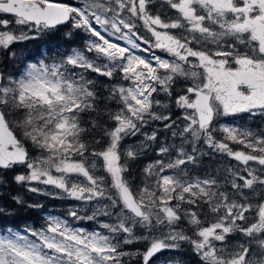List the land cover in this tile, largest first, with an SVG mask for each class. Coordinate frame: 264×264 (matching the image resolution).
Returning <instances> with one entry per match:
<instances>
[{
    "label": "snow or ice",
    "instance_id": "6c2138e0",
    "mask_svg": "<svg viewBox=\"0 0 264 264\" xmlns=\"http://www.w3.org/2000/svg\"><path fill=\"white\" fill-rule=\"evenodd\" d=\"M0 14L13 17L0 16L5 51L57 33L66 42L86 37L83 47L57 46L51 63L47 52L27 62L18 77L0 71V187L8 186L7 172L23 167L14 183L86 206V214L80 205L66 216L48 210L42 226L23 232L0 227V264H184L180 255L158 254L185 245L198 264H264V129L222 126L218 138L214 126L220 115L264 117V0H160L159 7L156 0H0ZM174 108L182 110L175 118ZM153 123L159 126L144 130ZM137 136L143 139L127 143ZM149 151L158 158L137 183L131 168ZM215 154L247 174L192 175ZM8 215L0 206V218ZM84 220L98 228L72 222ZM135 244L144 250H123Z\"/></svg>",
    "mask_w": 264,
    "mask_h": 264
},
{
    "label": "trees",
    "instance_id": "16d2710c",
    "mask_svg": "<svg viewBox=\"0 0 264 264\" xmlns=\"http://www.w3.org/2000/svg\"><path fill=\"white\" fill-rule=\"evenodd\" d=\"M82 38L79 36V34L73 36L72 40L70 42H66L62 38V33H57L55 36H49L45 37L43 39H37L32 41H26L23 43H14L8 51L15 52L19 49L24 48L25 53L22 55V59L24 61H27L29 59H35L39 54L42 53L41 47L46 46V50L49 54H55V49L57 46H61L63 48L73 47V46H82ZM8 51H5L3 49L0 50V56L2 57L3 61L0 63V69L2 71H7L9 67L5 65V60L7 58H10L8 56ZM16 57V56H15ZM16 63H19V67L23 66V63L21 64L18 60H15ZM16 66V65H15ZM14 66V67H15ZM13 67V68H14ZM10 70V69H9ZM95 75V74H93ZM99 80L102 84L111 83L108 78L106 77H99ZM110 107L113 109L116 108V105L114 103L110 104ZM18 132V131H17ZM20 135V134H19ZM18 135V137H19ZM99 139V136L96 137ZM36 153L33 152V155ZM141 157L140 160L136 161L131 168L133 177L135 179V182L139 183V177L142 175L143 170V164L142 160L145 158ZM203 168H208L207 166H203ZM19 172H16V169L13 171H9L5 174V177L8 181V186L6 188L0 187V206H3L8 209L9 215L6 218H0V225L2 227L11 226L14 228H18L19 230H22L25 228V226H30L34 228H39L44 224L43 220V213L48 210H51L54 213H61L63 215H66L67 207L71 204L69 200L66 199H54L52 197L46 196V204H44V197L42 198H36L37 194L31 193L27 190V187L25 186H17L12 180V177ZM19 195L23 198V200L26 202L25 205H17L15 202L11 199L12 196ZM31 203H41L45 206L43 211L34 210L27 207V204ZM51 207V209H50ZM89 212V210H88ZM87 212V213H88ZM82 214H86L85 211H81ZM142 245V244H140ZM132 246H128L123 248V250H131ZM129 264H136V262H129Z\"/></svg>",
    "mask_w": 264,
    "mask_h": 264
},
{
    "label": "rangeland",
    "instance_id": "374dc122",
    "mask_svg": "<svg viewBox=\"0 0 264 264\" xmlns=\"http://www.w3.org/2000/svg\"><path fill=\"white\" fill-rule=\"evenodd\" d=\"M157 4L160 5V0L156 2ZM161 10L162 12H165L167 11L169 15H174V10H168L166 6L164 7H161ZM5 18V17H4ZM164 17H162L163 19ZM9 20H12L13 18H7ZM98 27V26H97ZM9 28H15L17 31H18V26H14V25H9ZM5 29L3 28H0V31H3ZM82 34V37L84 38L85 40V34L81 33ZM149 33H145L144 36L146 37H149ZM113 42H116V43H119L121 46H127V47H130V45H126L125 41H117L115 39V37H112L110 38ZM1 50V49H0ZM25 49L22 48V49H19L17 51H15L14 53H16V57H10V58H7L5 60V65L7 67H9V69H7V73L5 74H8V75H12L13 77H18V75L21 73V71L24 69L25 65L27 62H32V63H36L38 62L40 59H38V61H24L21 57L22 55L25 53L24 51ZM135 52V54L137 55H141L140 53H138V50H133ZM162 52V51H161ZM164 54V52H163ZM9 56V55H8ZM142 56V55H141ZM0 60H2V57L0 56ZM15 60H20L19 62L22 64L23 63V66L22 67H19V63H16ZM3 61H0V63H2ZM46 63H48L46 60H45ZM16 65V66H15ZM15 66V67H14ZM14 67V68H13ZM116 82H119V83H124L125 85H127L128 82L126 81H116ZM186 83H191L190 81L186 82ZM155 95V94H154ZM161 96H163V94H161ZM182 112V110L180 109H173V118H175L176 115H180ZM241 125H244L245 128H249L251 130H255V131H259L261 129H264V117H260L259 115H256L254 117H249L247 114H241V115H236V116H224V115H220L216 118L215 122H214V126L215 128L217 129V132L215 133V135L218 137V138H222V133L219 132L218 130L222 127V126H232V127H241ZM159 125L158 123H153L151 128H148L146 127L144 130L145 131H148L149 133H151L152 129H155L157 128ZM20 134V133H19ZM162 141L164 139L163 135H161L159 137ZM143 137L142 136H137V137H132L130 139H128L127 143L128 144H137L139 140H142ZM230 143V142H229ZM230 146L234 149V150H241V149H238V147L236 145H232L230 143ZM242 146V145H241ZM206 147V146H205ZM242 150H245V151H248L247 149H242ZM158 157L155 155L154 152L152 151H149L147 156L142 160V164H143V167H145L148 163H151L152 161L156 160ZM250 166L254 169H259L260 166L258 164H256L255 162H249ZM208 165V168H203V166H207ZM191 167V166H189ZM245 166L240 164L238 161H235L233 158L231 157H228L226 155H223V154H215L211 159L209 158H204L203 160V164L201 165L200 168H198L195 172L192 173L193 176H202L204 175V172L207 171V170H215L217 172V175L218 176H222L224 173H223V169L225 168H239L241 169V174L242 175H246L247 173L242 171L243 168ZM26 169H24L23 167H18L16 169V172H19V173H26ZM165 174H171V172H167ZM15 185L17 186H21V185H18L15 183ZM39 187L41 188H44L45 186L43 185H39ZM53 191H56L55 189H53ZM245 192H248L247 189H245ZM42 196L44 197V204H46V196L45 195H36V198H42ZM258 199V197H257ZM77 205H80V202H77V203H73L70 205L69 208L73 207V206H77ZM81 207V211H85V207L86 206H83V205H80ZM45 214V213H44ZM54 214H57V213H54ZM82 214V213H81ZM87 214H90V210ZM59 215V214H57ZM69 219L71 220V218L69 217ZM101 220H104L106 218L104 217H100ZM85 222H91V221H86L84 220ZM74 223L75 226H78V227H84L86 228L87 230L91 231V230H95L98 228V224H96L95 222H92V223H86V224H81L80 222L82 221H72ZM182 228L185 229L186 232H188L189 235H191V232L188 230V225H187V222L186 221H182L181 225H180ZM1 234V233H0ZM128 246H131V245H125L123 248L125 247H128ZM186 246V249L187 250H190V245H185ZM131 250H124L126 252H136L137 249H139L140 251H143V245L140 246V248H138V246H132ZM186 249H184L182 252L180 253H174V252H170V253H162V254H159L163 257H168V256H174V255H182L183 253L186 252ZM126 261L128 260V257H125L124 258ZM183 259H184V264H193V263H190L189 259L187 258V256H183ZM129 262H136L137 264V261L136 260H132V261H129Z\"/></svg>",
    "mask_w": 264,
    "mask_h": 264
},
{
    "label": "flooded vegetation",
    "instance_id": "af4514ba",
    "mask_svg": "<svg viewBox=\"0 0 264 264\" xmlns=\"http://www.w3.org/2000/svg\"><path fill=\"white\" fill-rule=\"evenodd\" d=\"M61 2L64 3H70V4H75L76 2L74 0H61ZM0 16H3L2 14ZM173 32L177 31V30H172ZM150 34V33H149ZM150 36V35H149ZM159 50L158 49H152V52H155V54L157 55V52ZM149 54H152L151 52Z\"/></svg>",
    "mask_w": 264,
    "mask_h": 264
}]
</instances>
